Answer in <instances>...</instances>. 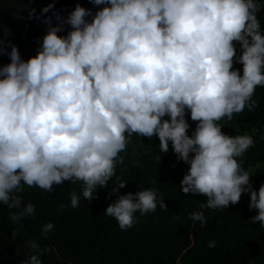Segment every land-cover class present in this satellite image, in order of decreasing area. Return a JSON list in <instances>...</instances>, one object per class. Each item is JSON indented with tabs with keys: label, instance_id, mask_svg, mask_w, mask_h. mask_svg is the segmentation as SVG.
I'll list each match as a JSON object with an SVG mask.
<instances>
[{
	"label": "clouds",
	"instance_id": "clouds-1",
	"mask_svg": "<svg viewBox=\"0 0 264 264\" xmlns=\"http://www.w3.org/2000/svg\"><path fill=\"white\" fill-rule=\"evenodd\" d=\"M89 2L97 8L94 13L77 3L66 17L53 3L43 7L41 13L53 10L57 23L45 17L47 30L26 60L16 45L9 42L8 51L0 41V55L9 56L0 66V204L19 210L9 212L11 220L19 223L35 214V206H22L15 194L23 190L22 182L51 192L54 185L81 181L82 193L70 194L71 206L78 207L81 196L93 199L123 163L119 154L136 133L157 136L161 153L171 144L177 160L189 166L180 189L206 197L201 209L238 204L247 192L249 209L258 210L250 220L264 227V184L254 190L251 175L237 160L253 146V137L229 136L217 123L258 106L252 97L264 86L261 3ZM34 13L31 9L29 17ZM65 25L69 29L60 35ZM186 114L196 122L191 135ZM125 186L121 180L112 191ZM159 207L168 206L161 199ZM156 208V190L145 189L118 196L104 214L126 229L136 212ZM190 216L206 223L202 211ZM53 227L49 222L41 231ZM18 235L14 229L12 238ZM28 244L33 252L22 264H42L38 242Z\"/></svg>",
	"mask_w": 264,
	"mask_h": 264
},
{
	"label": "trees",
	"instance_id": "trees-1",
	"mask_svg": "<svg viewBox=\"0 0 264 264\" xmlns=\"http://www.w3.org/2000/svg\"><path fill=\"white\" fill-rule=\"evenodd\" d=\"M258 2L261 10L257 18L264 33V0ZM49 3L54 4V11L61 17H66L77 3L93 13L97 10L89 0H0V41L8 51L10 42L25 60L36 54L40 38L47 30L45 17H52V24L57 23L53 10L41 13ZM31 9L35 13L30 18ZM68 29L65 25L60 35ZM236 49L239 54L238 43ZM7 63L9 56L0 55V66ZM233 68L242 74L241 64ZM252 99L258 105L253 111L246 107L241 113L233 114L231 120L225 117L217 123L229 136L245 128L255 134L258 141L237 160L251 175L253 189L258 190L264 184V86L256 87ZM185 118L191 135L196 122L187 114ZM119 156L123 163L116 164L115 175L108 185L98 187L91 200L81 196V203L75 208L70 204V194L82 193L81 181L54 185L51 192L22 182L23 190L15 194L22 198V206L32 203L35 214L14 223L9 212L19 210H9L0 204V264H22L33 252L28 244L30 240L40 245L42 264H264V227L259 221L250 220L258 210L249 209L247 192L241 194L238 204L201 209L206 197L185 194L179 186L189 166L180 171L172 167L169 150L160 152L155 135L149 139L133 133ZM258 163L261 166L249 169ZM121 180L126 186L113 192ZM145 189L156 190L157 208L144 215L136 212L130 228L121 229L113 217L104 214L106 206L118 196ZM161 199L167 209L159 207ZM198 211L206 218L203 225L191 219L190 214ZM49 222L53 229L42 233V227ZM14 229H19L15 239ZM210 241H215V247H208Z\"/></svg>",
	"mask_w": 264,
	"mask_h": 264
},
{
	"label": "rangeland",
	"instance_id": "rangeland-1",
	"mask_svg": "<svg viewBox=\"0 0 264 264\" xmlns=\"http://www.w3.org/2000/svg\"><path fill=\"white\" fill-rule=\"evenodd\" d=\"M239 54H240V53H239ZM239 54H237V55H239ZM237 64H239V63H236V62L234 61L233 66H234V65H237ZM246 134H247V135H251V136L253 137L254 144H255V142L258 141V139L255 137V134H253V132H252L250 129H246V128H245V129H242V130H238V132H237L236 134L232 135V136L235 137V136H238V135H246ZM230 136H231V135H230ZM254 144H253V145H254ZM134 152H137V149H136V148L134 149ZM169 163H170L171 166L174 167L177 171L182 170L185 166L188 165V164H186V163L183 162V161H179V160H177L176 155H175V153L173 152L170 143H169ZM259 166H261V163H258V164H257L256 166H254V167L250 166L249 169H250V170H254L255 167H259Z\"/></svg>",
	"mask_w": 264,
	"mask_h": 264
}]
</instances>
